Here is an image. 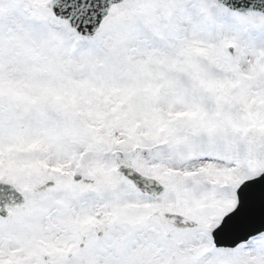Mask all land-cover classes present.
<instances>
[{
    "label": "snow or ice",
    "instance_id": "6c2138e0",
    "mask_svg": "<svg viewBox=\"0 0 264 264\" xmlns=\"http://www.w3.org/2000/svg\"><path fill=\"white\" fill-rule=\"evenodd\" d=\"M0 264H264V0H0Z\"/></svg>",
    "mask_w": 264,
    "mask_h": 264
}]
</instances>
